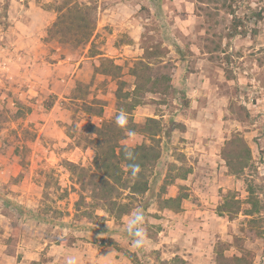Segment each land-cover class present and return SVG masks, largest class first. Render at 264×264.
<instances>
[{
  "label": "rangeland",
  "instance_id": "rangeland-1",
  "mask_svg": "<svg viewBox=\"0 0 264 264\" xmlns=\"http://www.w3.org/2000/svg\"><path fill=\"white\" fill-rule=\"evenodd\" d=\"M72 1L97 18L88 43L50 33L68 0H0V264H218L220 253L245 251L264 264V209L255 224L245 213L250 186L264 206V0ZM140 62L152 69L147 87L167 75L170 88L137 95L143 104L129 111ZM121 111V144L155 145L161 158L145 171V195L114 192L131 202L116 220L99 197L105 182L91 142L94 127H118ZM149 118L160 122L156 141L129 135ZM235 134L252 149L240 178L222 154ZM172 164L171 176L190 174L160 195ZM182 187L183 210L161 209ZM229 193L241 202L233 220L219 211ZM137 208L141 249L125 228Z\"/></svg>",
  "mask_w": 264,
  "mask_h": 264
},
{
  "label": "trees",
  "instance_id": "trees-1",
  "mask_svg": "<svg viewBox=\"0 0 264 264\" xmlns=\"http://www.w3.org/2000/svg\"><path fill=\"white\" fill-rule=\"evenodd\" d=\"M88 9H83L79 7V5L74 4L72 0H68L66 6L60 7V12H63V10H65V12L60 15L59 21L55 23L50 33L52 34L56 29L55 32L65 34V38L69 42H74L79 45L85 42L88 43L91 40L97 25L96 16H93ZM151 70L150 64L144 62H140V64L133 69V75L137 79L135 91L138 92H136L134 103L130 104L129 111L143 104L137 95L143 97L145 93H160L162 91L163 93H167L169 90L171 78L167 75L163 77V79L154 80L152 85L147 87L146 81L150 82V77H152ZM123 85L124 83H121L119 87L120 91ZM128 96V94L125 95V97ZM97 115H101V111L97 112ZM147 122L148 123L144 126L132 123L128 126V130L129 132L136 133L144 132L150 135L153 141H156L154 137L162 131L160 122L153 118H149ZM124 131V129L119 127L114 128L113 123H104L101 127L93 128L96 138L91 142L96 148V168L98 171L102 172L104 176L102 179L105 182V192L103 191L102 193L104 195L99 197L107 202V211L110 216L115 217L116 220L121 219L124 215L130 212L131 202L122 204L117 200L112 199L114 192L120 188V190H129L131 197L145 195L150 191V184L148 180H146L145 171L155 166L157 161L161 158V151L157 146L142 144L135 148H131L135 154L134 161L125 159V146L121 144V141L125 138ZM222 154L229 174L236 178H240L244 174L252 161V149L240 134L233 135V137L226 142ZM115 160H117V162H115ZM119 162L125 164L127 169L125 174H131V170L128 167L129 164H139L140 172L134 177V184H130L129 181H124L122 179V174L124 172H122V174L119 173ZM174 170H178L176 164L170 166V172H168L166 179L164 180L160 195L166 194L168 187L173 185L178 178L186 180L187 176L190 174V171L186 170L183 174H180L179 177L171 176V173ZM184 189L185 188L182 187L176 197L160 200L161 209H167L174 213L181 212L183 210L184 200L189 198L188 193H185ZM248 193L249 196L247 201L250 205V209L246 210L245 213L247 216L252 217L250 222L255 224L258 221L255 217L262 212L264 206L260 202L256 195V190L252 186L248 187ZM160 195L158 196L161 197ZM219 211L222 215L227 213L229 219L233 220L241 212V202L237 199V196L234 193H229L225 196V200L223 204L220 205ZM102 246H114L116 249H120L115 243H102ZM218 264H253L252 254L249 251H245L241 256L226 258L223 253H220L218 255Z\"/></svg>",
  "mask_w": 264,
  "mask_h": 264
},
{
  "label": "clouds",
  "instance_id": "clouds-1",
  "mask_svg": "<svg viewBox=\"0 0 264 264\" xmlns=\"http://www.w3.org/2000/svg\"><path fill=\"white\" fill-rule=\"evenodd\" d=\"M115 123L120 128H125L128 124L127 114L121 111L115 118ZM129 135H134V133L129 132ZM124 156L125 159L129 161L135 160L134 151L127 145L124 147ZM131 170L132 176H137L140 172V166L136 163H131L128 165ZM145 222L144 211L141 208H137L132 214L131 217L127 220L125 228L128 234L133 237L132 247L134 249H141L146 246L147 243V233L143 227ZM67 264H77L75 257H70L67 259Z\"/></svg>",
  "mask_w": 264,
  "mask_h": 264
}]
</instances>
